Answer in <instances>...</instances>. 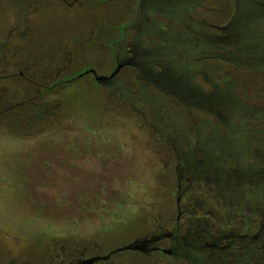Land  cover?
Listing matches in <instances>:
<instances>
[{
    "label": "rangeland",
    "instance_id": "obj_1",
    "mask_svg": "<svg viewBox=\"0 0 264 264\" xmlns=\"http://www.w3.org/2000/svg\"><path fill=\"white\" fill-rule=\"evenodd\" d=\"M32 1L0 0V42L6 35L10 42L9 51L0 53V77L17 75L29 62L32 71H37L35 65L43 67L35 78L41 82L52 70L44 62L58 44L75 61L66 72L55 68L62 71L61 84L35 101L51 103L50 112L56 115H46L30 127V116L26 122L24 117L31 107L21 102L36 97V88L21 78L0 79V103H9L6 108L0 105V264H47L48 256L59 253L51 251L54 242L71 245L79 237L97 242L102 252H113L148 231L154 220L173 219L177 156L186 153L191 138L188 113L174 100L139 86L135 69L123 68L111 91L96 86L88 73L104 76L114 68L108 55L122 32L140 17L137 0H83L72 7L63 3L69 0ZM202 1V8H194L189 18L225 26L234 14L233 0ZM25 3L29 10L36 6L30 23ZM144 18L158 26V33L181 32L176 26L171 30L166 15ZM89 31L93 34L86 41ZM133 36L128 31L127 42ZM162 36H143V47ZM15 61L21 64L15 66ZM98 61L104 64L98 66ZM195 193L187 195L188 203L196 206L200 218L203 198ZM84 194L97 196H90L88 203L80 198ZM110 208L119 211L110 214ZM203 208L220 215L210 202ZM111 260L172 264L132 251L116 253Z\"/></svg>",
    "mask_w": 264,
    "mask_h": 264
},
{
    "label": "trees",
    "instance_id": "obj_2",
    "mask_svg": "<svg viewBox=\"0 0 264 264\" xmlns=\"http://www.w3.org/2000/svg\"><path fill=\"white\" fill-rule=\"evenodd\" d=\"M182 23L176 18L181 32H166L157 44L174 45L171 64L146 67L170 82L137 75V84L189 115L193 193L220 211L215 227L223 238L213 243L222 249H206L213 260L199 264H264V22L258 15L234 31Z\"/></svg>",
    "mask_w": 264,
    "mask_h": 264
},
{
    "label": "flooded vegetation",
    "instance_id": "obj_3",
    "mask_svg": "<svg viewBox=\"0 0 264 264\" xmlns=\"http://www.w3.org/2000/svg\"><path fill=\"white\" fill-rule=\"evenodd\" d=\"M37 1L38 0H33L32 2L36 4ZM81 1L83 0H69L63 3L67 7H72L74 5L79 6V3H81ZM202 2V0H137L136 7L138 9V15H140V17L134 20L133 23H131V25L127 27L124 32H122L119 41L114 42L112 44L111 52L110 55H108V59L113 60L114 68L103 77H109L118 66L121 68L113 78L107 81H103L100 84H97L95 82V75L97 77H101V75H98L97 73L91 74L92 80L96 84V86L108 88L109 91L113 89L116 90L117 79L120 76L121 70L126 67H131L135 69L136 82H140L137 75H143L145 77L150 76V78H155L156 81H154L158 85L164 82H170V80L164 79L162 75H157V78L155 76H152L150 72L146 69V67L149 66L151 63L160 62L161 60L162 63L168 62L170 65L172 62V49L174 45H170L168 49H160L157 46L159 42L155 43L151 40H147V42H145L147 46L143 47V43L141 42V38L143 36L149 37L150 39H156L157 37L166 34V31L164 29H162L163 33L161 34L159 31V34L158 26L155 23L148 22V20L144 18V15L152 14L168 16L170 18L172 31L175 27L173 23H175L176 18L183 20L182 24L187 26L188 30H190L191 26L205 27L206 25H210L217 31H224L226 30V28L234 31L237 29V25L239 27L243 23L249 24L251 19L258 15L259 19L264 22V3L258 0H233L235 11L233 16L230 18V21L225 24V26L212 25L204 23V21L201 23V21L189 18L187 15H190V13L194 11V8L195 10L202 8ZM28 6L29 5L25 3L24 12H26V15L28 16L26 17V22L30 23V15L36 16L35 13L37 14V12L36 6H32L34 8L32 10H29L31 7ZM12 30H14V28H12ZM128 31L134 32L133 39L130 43L127 42ZM92 34L93 32L89 31L86 34L87 37H85V40L90 41ZM167 36L168 35L166 34V37ZM7 39L8 35H6L4 39L5 42H0V53L9 51L10 42H7ZM161 39H163V36L161 37ZM166 39L168 38H165V40ZM30 42L32 43V39H30ZM15 49V45H12V50L14 51ZM80 51L82 52L83 50L80 49ZM74 61L75 59L72 56V53H67L63 50H60V46L58 44L53 55L50 57L49 62H44V67H50L52 68V70L50 71V73L44 75L41 78V82H36L35 78L38 76L36 72H39L43 67L35 65V69L37 71H32V67H34V65L30 64L29 62H22L25 67H23V71L19 70L17 72V75H13L10 77H0V79H14L15 77L21 78L24 81L28 82L32 87L36 88V97H32L30 99H26V101L24 102H21L23 106L29 105L31 107V110L29 111L30 113L28 112L24 117V122L27 121L26 119L28 116L31 117L32 115H34L33 117H31V119L30 117L28 119L29 127L40 123V121H42L46 115H56L50 112L52 110L51 103H44L43 106L35 103V101L39 97L43 99L45 98V96H49L51 93H54V90L58 88V83L60 82L59 79L61 76L60 73L62 72L61 70H63V72H66L69 68H71L70 66L73 64ZM7 64H11V61H8ZM20 64L21 63H18L16 61L14 62L15 66H19ZM103 64L104 61H98L97 63L98 66H102ZM60 67L63 68H61V70L58 69L57 72L54 71L55 68ZM25 71L26 73L27 71H32V74L28 75V73H24ZM44 84L46 86L43 88V91H41V86ZM60 84L61 83H59V85ZM164 89L167 88L164 87ZM27 92L28 91H26V93ZM179 96L180 97L176 98L180 103L183 104L184 99L182 97V94H179ZM0 105H5V107H8L9 103H0ZM177 159L178 165L176 167L177 186L175 193V217L173 219H170L169 221H166V223H159L157 220H154L152 222L151 227H149L150 229L140 235H137L129 245L135 244L136 246H142V251L132 252L138 253L143 257H148L152 259L165 258L171 260L172 264H178L179 261H181L182 264H199L200 262H208L209 260H213L214 253L208 254V252H206L207 247L212 249V251L222 249L221 247L218 248L216 245L213 244H219V242H221L223 239L221 231H214V228H216L215 223L220 218V215L217 213L204 211L203 206H206L209 200L208 198H205L202 195L203 201L200 202L199 206L202 215L200 218L196 216L199 211L196 210V206L191 208L190 204L188 203L190 199L189 197H187L188 194L190 196L196 194L193 193L196 190L193 189L190 167L188 165V161L186 160L184 153L181 154V156L179 157L177 156ZM100 194H103V192H101ZM90 196L97 195L84 194L80 196V198L83 197L85 199L84 201L89 203L91 199L89 198ZM192 200L194 201L195 198H192ZM186 205H189V207H186ZM110 209L111 210L108 211L110 214L119 211L117 208H114L113 210L112 208ZM208 222H210V224H208ZM210 231H214V233H211ZM75 240V242L71 245L64 244L62 241H56V243L54 242L51 251L56 253L57 251H59V253L53 256H48L47 264H114L111 260V257L116 254H112L114 251L102 252L97 242H93L88 239H83L79 237ZM225 248H228V246L224 247V249ZM166 252H170V255L165 254ZM104 257L108 258L106 260H96L94 262L89 263V261L93 259H99Z\"/></svg>",
    "mask_w": 264,
    "mask_h": 264
},
{
    "label": "water",
    "instance_id": "obj_4",
    "mask_svg": "<svg viewBox=\"0 0 264 264\" xmlns=\"http://www.w3.org/2000/svg\"><path fill=\"white\" fill-rule=\"evenodd\" d=\"M121 67H117L116 68V70L109 76V77H103V76H101V77H97L96 75H95V82L97 83V84H100L101 82H103V81H107V80H110L111 78H113L116 74H117V72L119 71V69H120ZM88 73H90V74H95V72L93 71V70H90ZM143 250V247L142 246H136L135 244H132V245H129V246H126V247H123V248H120V249H118V250H116V251H114L112 254H114V253H119V252H124V251H142ZM165 254H167V255H170V252H166ZM108 257H104V258H99V259H93V260H91V261H89V263H91V262H94V261H96V260H106Z\"/></svg>",
    "mask_w": 264,
    "mask_h": 264
}]
</instances>
